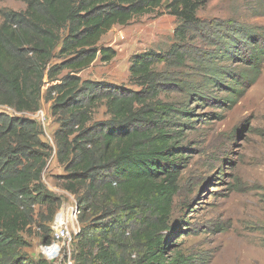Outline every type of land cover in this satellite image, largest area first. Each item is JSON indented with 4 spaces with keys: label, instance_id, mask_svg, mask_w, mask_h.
<instances>
[{
    "label": "trees",
    "instance_id": "trees-1",
    "mask_svg": "<svg viewBox=\"0 0 264 264\" xmlns=\"http://www.w3.org/2000/svg\"><path fill=\"white\" fill-rule=\"evenodd\" d=\"M25 11H0V105L35 113L53 102L60 128L54 134L63 187L77 199L81 231L74 264H198L174 249L180 225L171 224L185 157L177 120L192 117L184 105L162 100L179 91L208 103L213 88L236 104L255 85L264 64V38L235 21L205 25L198 12L208 0H19ZM165 1L179 21L178 43L165 53L135 55L132 91L106 82L83 81L79 74L100 57L117 56L102 38L115 26L156 13ZM202 40L212 53L197 57ZM216 52V53H215ZM54 60L60 62L53 65ZM215 61L241 64L227 69ZM198 67L201 82L178 80L161 65ZM50 87L43 93L46 86ZM214 100V99H211ZM216 101V100H214ZM219 101V100H218ZM104 104L110 119L89 126ZM44 130L27 117L0 115V264H48L29 258L23 235L37 224L42 244L52 242L53 223L63 204L43 182L54 153ZM45 207L47 215H37Z\"/></svg>",
    "mask_w": 264,
    "mask_h": 264
},
{
    "label": "rangeland",
    "instance_id": "rangeland-1",
    "mask_svg": "<svg viewBox=\"0 0 264 264\" xmlns=\"http://www.w3.org/2000/svg\"><path fill=\"white\" fill-rule=\"evenodd\" d=\"M167 5L165 1L156 13L138 17L127 26L113 27L99 47L112 48L117 56L110 63L102 62L99 57L79 74L80 78L140 90L131 81L133 57L147 52L165 54L178 43L175 31L179 21L169 14ZM26 8L19 0H0V11L21 12ZM198 17L205 25L235 21L264 38V0H208ZM195 46L197 57L212 53L213 48L202 40ZM59 62L54 60L52 64ZM215 63L237 71L241 67V64ZM158 70L178 80L202 81L196 74L198 67L193 64L184 68L161 65ZM45 83L44 94L51 86L47 78ZM206 95L208 103L192 100L179 91L162 95L165 102L184 105L192 112L190 121L177 120L178 126L171 128L181 131L180 145L186 158L181 166L179 192L171 217L172 225H180L172 241L174 249L196 257L198 264H264V64L257 83L236 104L221 102L225 94L213 88ZM52 105V101L41 102V110L48 118L41 138L50 146L55 145L54 134L60 128ZM110 118L101 103L93 110L89 126ZM66 175L53 153L43 173V182L63 200L58 213L77 202L63 187ZM36 212L43 217L47 215L45 207H37ZM36 220L37 224L23 233L30 243L24 253L35 261L69 264L70 257L73 260L76 254L77 237L71 245L63 247L57 260L49 261L41 250L42 233L36 229L41 218L37 216Z\"/></svg>",
    "mask_w": 264,
    "mask_h": 264
},
{
    "label": "built area",
    "instance_id": "built-area-1",
    "mask_svg": "<svg viewBox=\"0 0 264 264\" xmlns=\"http://www.w3.org/2000/svg\"><path fill=\"white\" fill-rule=\"evenodd\" d=\"M0 115H7L10 117H27L36 121L43 128L47 125V116L43 110L39 109L35 113H18L13 108L5 105H0ZM44 130V129H43ZM54 156L56 157L55 145ZM76 198V197H75ZM81 211L78 203L75 202L57 213L51 227H52V242L50 245H41L42 253L49 261H55L61 256V252L65 245H71L73 238L77 237L81 231L79 217ZM69 264H73L70 257Z\"/></svg>",
    "mask_w": 264,
    "mask_h": 264
}]
</instances>
